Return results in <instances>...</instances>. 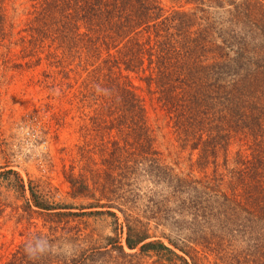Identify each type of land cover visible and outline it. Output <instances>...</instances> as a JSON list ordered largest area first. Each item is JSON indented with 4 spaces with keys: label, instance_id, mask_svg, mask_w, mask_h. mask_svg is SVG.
<instances>
[{
    "label": "trees",
    "instance_id": "1",
    "mask_svg": "<svg viewBox=\"0 0 264 264\" xmlns=\"http://www.w3.org/2000/svg\"><path fill=\"white\" fill-rule=\"evenodd\" d=\"M6 1L0 0V41L9 35ZM29 1L28 37L20 40L49 41L65 60L94 66L96 89L85 85L79 94L97 105L91 118L97 131L114 135L99 149L102 167L86 169L89 179L73 166L64 174L70 198L94 201L86 206L51 202L30 179L0 166V188L21 201L14 209L49 224L47 233L26 234L0 264H142L146 257L152 264H195L188 245L217 257L239 254L238 264H264V0H168L170 9L159 0ZM205 1L226 8L225 28L206 15ZM131 74L155 87L178 140L199 151L198 163L215 162L221 148L226 166V147L237 133L251 140L250 155L225 181L222 174L217 182L175 172L153 147ZM86 148L79 147L83 157ZM104 215L112 219L111 234L97 239L76 220ZM168 219L175 231L188 232L184 244L150 231L151 221L157 227ZM65 242L75 248L69 256L61 252Z\"/></svg>",
    "mask_w": 264,
    "mask_h": 264
},
{
    "label": "rangeland",
    "instance_id": "2",
    "mask_svg": "<svg viewBox=\"0 0 264 264\" xmlns=\"http://www.w3.org/2000/svg\"><path fill=\"white\" fill-rule=\"evenodd\" d=\"M159 1L165 9H170V1ZM207 4L208 1H205L206 15L225 28L226 8L208 7ZM31 5L29 0L5 2L9 35L0 41V166H9L18 172L24 181L30 179L38 193L51 202L86 206L94 201L84 197L70 198L64 174L73 166L75 173H79L81 169L85 170L89 179L90 169L102 167L99 149L102 146L105 148L109 137L114 134H108L106 129L97 131L91 120L97 105L92 104L90 97L83 98L79 94L85 85L88 88L90 86V90L96 89L94 80L90 77L94 66L80 62L77 58L65 60L67 55L49 41L34 46L31 40L27 43L28 38L23 39V42L20 40L22 36L28 37L24 29H27L31 17ZM189 8L188 6L187 9ZM51 53L58 57L51 58ZM142 75L131 74L130 79L145 106L153 147L164 164L183 175L208 177L218 182L222 174L225 175L223 180H227L230 176L227 171L239 168V160L250 155L251 140L241 133L231 134L226 147V166L223 165L225 150L221 148L217 150L215 162L213 158H209L208 163H198L199 151H192L190 143L187 142L188 144L183 146L178 140L172 121L158 101L155 87L147 86L141 79ZM84 144L87 145L90 159L87 155H81L79 147L83 148ZM148 185L145 180L138 184L144 193ZM223 185V189L229 190L227 182ZM0 193L2 262L25 239L26 234L37 230L47 233L49 224L44 221L43 216L34 213L29 217L19 209L16 211L14 208L20 205L21 201L15 199L13 192L1 187ZM95 195L97 197L98 193ZM144 204L145 200L141 199L137 205L143 209ZM115 212L122 221V215L116 210ZM77 219L84 221L80 226L86 228L85 232L92 233L94 239L111 234L112 219L109 216ZM154 222L151 221L149 227L155 236L159 237L164 233L174 241L184 244L183 240L187 239L188 235L186 230L175 231L171 227L173 222L170 219L160 221L157 227ZM177 222L187 223V219L180 217ZM161 240L166 243L165 239ZM188 247L195 264H238L241 260L239 254L217 257L201 246ZM73 249L75 248L67 243L62 246L61 252L69 256L74 252ZM153 259L143 258L142 264H152Z\"/></svg>",
    "mask_w": 264,
    "mask_h": 264
}]
</instances>
